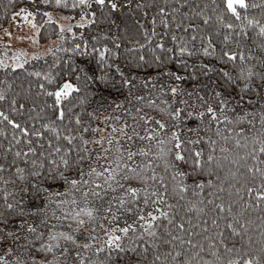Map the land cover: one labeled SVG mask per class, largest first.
I'll return each mask as SVG.
<instances>
[{
  "label": "snow or ice",
  "instance_id": "1",
  "mask_svg": "<svg viewBox=\"0 0 264 264\" xmlns=\"http://www.w3.org/2000/svg\"><path fill=\"white\" fill-rule=\"evenodd\" d=\"M54 3L79 8L81 28L109 27L91 46L83 33L53 45L94 56L98 72L69 58L63 75L0 82V264H264V0ZM45 15L57 40L78 35ZM35 16L11 13L38 33ZM151 65L163 71L139 74Z\"/></svg>",
  "mask_w": 264,
  "mask_h": 264
},
{
  "label": "trees",
  "instance_id": "2",
  "mask_svg": "<svg viewBox=\"0 0 264 264\" xmlns=\"http://www.w3.org/2000/svg\"><path fill=\"white\" fill-rule=\"evenodd\" d=\"M30 0H0V29L5 27L6 25H8L11 22V13L13 11H16L17 9H19V7H23L25 5H27L29 3ZM37 2H40L42 4L43 0H37ZM72 0H68V3L71 4ZM47 7L50 8L51 11H59L62 13H58V15H56L57 17H61L63 14L64 15H68L70 16L72 19H70V21L68 20V24L72 25L73 31L77 32L78 35L73 37L71 32H65L64 36L65 39L63 41H59L57 44L55 45H59L60 49H65V48H72L74 43H81V36L79 35V33H83V38L84 39H89L90 41V46H91V40L90 37L93 35H96L99 30H105L109 27V25L107 23H100L99 25H92V26H88L85 25L84 28H81L78 24L75 23L76 20L80 19V9H72V8H65L63 7V5L60 6H56L54 3V0L52 3L48 4ZM93 7L95 8L96 6L93 5ZM62 18V17H61ZM36 20L37 22L40 24V28H39V38L41 41H47L50 38H57L58 35H60V28L59 25L56 24L54 21L52 22H47V19L45 17V12L44 11H38L37 15H36ZM146 25L150 24V21L146 20L145 21ZM60 24H62L60 22ZM66 24V25H68ZM115 29L113 28V31ZM238 31V29H237ZM141 43H143V40H141ZM130 46V45H125ZM121 51L123 52V49H121ZM252 51L256 54V55H260L259 50L256 48L255 45H252ZM53 53H55V55H53ZM145 55L150 57L151 53L147 51V48L145 49ZM69 58H71L72 61H75L76 63L80 64L82 67L85 68V70L90 69H97V64H96V60L94 58V56H89V57H84L80 55V52H68V51H64V50H57L56 47H54L52 49L51 52H49L46 56L41 57V58H36L35 60H32L28 63H26L24 65L23 69H10L7 72L0 68V82L5 80V76L7 75V78L9 80H11L14 84V86L18 87L20 85L21 80H23L25 82V84L30 80L32 82H35L37 80H41L42 81V77H35L34 75L29 76L28 73L34 72V71H53L54 73H60L61 75H63L64 73L62 72V69H65L69 63ZM210 58H205V60L207 61ZM56 60H60L61 63L59 65L55 64ZM121 61H123V56L121 57ZM193 62H195V60H193ZM127 66V62H125V67ZM223 66V65H221ZM167 67L169 69H171V71L173 72H181L183 73V69L180 68L179 65H177L175 63V61H170L167 64ZM25 69H27V72H25ZM163 68H158L156 67V65H151L149 68L147 69H141L140 73L141 75H143L145 72H147L148 74H156L157 72H162ZM190 71V69H189ZM213 79H215V77H212ZM119 79V77L117 76V80ZM167 81V77H161L160 79V83H165ZM200 81H204L205 83H207V80L201 76L199 80L193 81V80H187L184 84L185 87H188L189 89L194 86L195 84L199 83ZM170 82V81H169ZM2 86V85H0ZM103 89V86H102ZM97 90L95 88H93L94 91H98V96H105L108 98V101H119L121 99H124L125 96H127V89L125 88H120L119 89V94L117 93L116 89H108V90ZM137 94H140L141 91H147V89H143V86L141 85H137ZM238 91V89H237ZM109 92L111 93L109 95ZM90 104L91 107L88 108V111L93 110V108L96 107V99L93 98L90 100ZM102 114L107 115L108 113L102 112ZM118 114V113H117ZM85 119H87V115L85 114L84 116ZM101 123V127H103V122L100 121ZM195 126V122H192L189 124V127H194ZM4 138L0 137V140H2ZM191 181H189L190 183ZM206 191H208L206 189ZM190 198L195 199L194 196H192L191 193H189ZM192 215H195V213H192ZM107 250H105L106 252ZM101 259H103V256H101Z\"/></svg>",
  "mask_w": 264,
  "mask_h": 264
},
{
  "label": "rangeland",
  "instance_id": "3",
  "mask_svg": "<svg viewBox=\"0 0 264 264\" xmlns=\"http://www.w3.org/2000/svg\"><path fill=\"white\" fill-rule=\"evenodd\" d=\"M23 7H27L29 11H35L36 15L38 11H44L45 13L51 11L47 5L37 2V0H30L29 3ZM18 11V9L16 10ZM53 17L55 19H59L62 24H68V20L63 19V17H70L68 15H62L61 17H57V11H51ZM46 17V15H45ZM31 19V18H30ZM47 19V17H46ZM16 20H21L22 17L19 15L16 17ZM70 21V20H69ZM36 25L40 28V24L36 20ZM8 32H11V36L7 35ZM37 36L39 42L32 39H24L23 37H32ZM59 40L57 38H50L47 41H41L39 38V32L37 33L36 29L32 27L31 24L27 22H22L17 24L16 21L11 19V22L5 27L0 29V58L4 59L6 63L12 62V57L20 55L21 51H23L25 59L28 62L35 60L36 58H41L46 56L49 51L48 49L51 47L54 48L53 45L57 44ZM33 53H36V56H33ZM26 64V63H25ZM24 64V65H25Z\"/></svg>",
  "mask_w": 264,
  "mask_h": 264
}]
</instances>
